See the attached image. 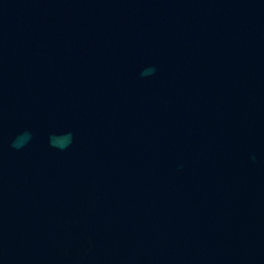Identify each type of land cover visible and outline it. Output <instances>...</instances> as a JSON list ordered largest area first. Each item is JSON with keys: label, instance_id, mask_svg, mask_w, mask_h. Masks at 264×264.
<instances>
[{"label": "water", "instance_id": "water-1", "mask_svg": "<svg viewBox=\"0 0 264 264\" xmlns=\"http://www.w3.org/2000/svg\"><path fill=\"white\" fill-rule=\"evenodd\" d=\"M0 264H264V0H0Z\"/></svg>", "mask_w": 264, "mask_h": 264}]
</instances>
